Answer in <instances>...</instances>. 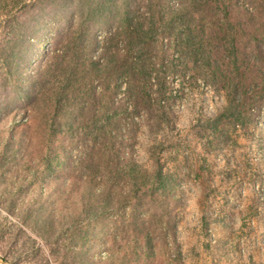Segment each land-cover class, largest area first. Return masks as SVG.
Wrapping results in <instances>:
<instances>
[{"label":"rangeland","instance_id":"obj_1","mask_svg":"<svg viewBox=\"0 0 264 264\" xmlns=\"http://www.w3.org/2000/svg\"><path fill=\"white\" fill-rule=\"evenodd\" d=\"M103 1L0 8V264H264V0H163L203 66L160 26L131 100L119 73L135 52ZM81 7L100 14L80 44ZM229 105L242 125L219 117Z\"/></svg>","mask_w":264,"mask_h":264},{"label":"trees","instance_id":"obj_2","mask_svg":"<svg viewBox=\"0 0 264 264\" xmlns=\"http://www.w3.org/2000/svg\"><path fill=\"white\" fill-rule=\"evenodd\" d=\"M10 1L13 0H0V8L8 7ZM162 1L163 0H104L102 2L104 7L109 9V15L111 19L116 21V29L125 31L126 33V35L123 36L125 39L123 40L124 46L122 50L124 51L125 47L127 53L131 51L135 52V56L129 57V60H126V57H124L120 66L121 71L119 76L123 81L122 83L125 84L123 94L127 100H131L128 99L129 96L132 94L136 95V93L146 96L145 90L149 86V80L151 79L149 72L151 65L147 64L148 62L146 60L141 59L140 56H138V53H140L145 47L153 44L155 41L157 42L159 35L157 34V31L159 30L160 26L165 28V33H168L167 35H170L171 38L177 36L176 40L178 44L176 45L179 46L181 51H184L188 48L191 49L189 53L194 57L193 63L195 65L201 64L200 68L203 66V62L201 60L200 44L193 42V36L191 35V31H189L188 25L183 23L182 17L178 18L179 13L183 11V8H171L169 5L166 6V3H164V6ZM24 4L28 5L26 2ZM143 8L145 9L143 10ZM164 8H166L167 11H165ZM97 14H100V12L95 10V7H91L87 11L81 7L77 12L75 16L76 21L73 26H75L74 28L79 32L77 34L76 40H79L80 44L81 41L84 42L85 40L86 32L83 30L86 28V24L88 23L90 17H93ZM166 14L167 17L165 19ZM80 46L84 47V45ZM102 50L104 57V55H106L104 53L106 50L105 47H103ZM87 60L91 64H94L93 66L96 67L97 70H100L101 65L95 61L96 59H92V57L89 56L87 57ZM108 62L109 61L107 60V65ZM117 87L118 85H115V88ZM163 92L164 93H162V95L165 94V91ZM111 94H113V92H111ZM234 107L233 109L230 107V105L225 107L219 117H225L236 125H242L243 114ZM50 108L55 109L54 103ZM106 119L108 122L110 120V115L106 114ZM110 125L111 124L109 122L107 124L106 131V125H103V128L105 127L104 134L105 136L113 137L114 132L113 130H110ZM47 133L48 138L50 139L48 140L49 142L51 141V136L54 133L53 124L49 125ZM135 170V166L128 167V174L135 173ZM162 178L163 175L161 174V171L156 168V171L153 174V182L156 180L157 182L163 184ZM94 194H98V192ZM78 204L81 209V214H83L86 219L96 218L101 214V211L97 210L98 208L96 207L93 208L90 200L85 198L83 195L78 197ZM105 207H107L106 201H104L102 204V208ZM76 209L77 207L75 210ZM61 218H63L62 220L69 223L70 225H74L79 219L78 216H72L70 214H62ZM41 222L45 221L41 220Z\"/></svg>","mask_w":264,"mask_h":264}]
</instances>
